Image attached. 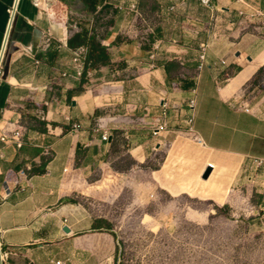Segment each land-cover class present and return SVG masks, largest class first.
<instances>
[{
	"label": "crops",
	"instance_id": "obj_1",
	"mask_svg": "<svg viewBox=\"0 0 264 264\" xmlns=\"http://www.w3.org/2000/svg\"><path fill=\"white\" fill-rule=\"evenodd\" d=\"M67 1L0 0V264L116 263V237L80 199L95 176L115 178L119 143L138 166L160 151V183L171 186L179 166L181 174L202 182L210 163L236 169L264 158V96L250 101L246 95L250 87L258 90L255 83L264 73V18L244 23L237 15L248 5L264 13V0H214L213 12L198 0H140L138 17L117 12L101 30L98 39L110 63L89 71L80 94L81 81L60 77L74 73L68 47L74 32L67 19L77 14L90 28L91 13L83 12L81 0ZM47 34L51 46L44 49ZM200 43L209 49L198 72ZM28 46L37 50L39 65L22 53ZM161 100L171 106L168 129L154 138L149 123ZM245 104L251 113L243 111ZM16 131L24 134L22 148L3 140ZM26 164L36 172L21 191L19 173ZM7 183L14 190L9 197ZM124 184H133L132 177L126 175ZM12 249L19 253L2 261Z\"/></svg>",
	"mask_w": 264,
	"mask_h": 264
},
{
	"label": "rangeland",
	"instance_id": "obj_2",
	"mask_svg": "<svg viewBox=\"0 0 264 264\" xmlns=\"http://www.w3.org/2000/svg\"><path fill=\"white\" fill-rule=\"evenodd\" d=\"M74 24L84 21L71 13L72 32ZM255 86L247 90L250 101L264 96V73ZM121 146L115 178L95 176L80 199L110 225L115 264H264V169L248 161L236 169L218 166L210 182H201L179 166L171 186L160 183V151L138 166ZM126 175L133 184L125 188Z\"/></svg>",
	"mask_w": 264,
	"mask_h": 264
},
{
	"label": "built area",
	"instance_id": "obj_3",
	"mask_svg": "<svg viewBox=\"0 0 264 264\" xmlns=\"http://www.w3.org/2000/svg\"><path fill=\"white\" fill-rule=\"evenodd\" d=\"M198 1L202 8L208 10L209 12L214 11V4H213L214 0H198ZM257 1L259 2L261 0H257ZM139 2L140 0H120V1L105 0L101 5L97 7V9L93 13H91L90 28H88L90 31V34L98 38L101 30L104 27H107V25L112 20L115 13L117 12L124 13L125 15L131 16L134 18L138 17L139 16ZM37 5H43V4H40L37 0ZM248 8H249V11L247 12L239 11L237 13L241 22L251 23L258 19L264 18V13L260 11L259 9L255 8V6L248 5ZM12 10L13 9H9V13H11ZM173 10H174V7L169 8V11H173ZM213 21L214 23L217 22L216 19H214ZM230 26H233V24H230ZM71 27L75 30L74 32L80 31V27L77 24L71 25ZM211 37L213 39H217L216 33L212 34ZM160 43L161 42H157L152 47L153 54L150 55V59H153L155 57L156 52L159 50ZM50 46H51V38H50V34H47V36L44 38L43 48L48 49L50 48ZM208 49H209V45L206 43H200L198 46V56H197L198 72H201L204 68ZM36 52L37 50L33 46L24 47L22 49V53L24 55L30 56L34 59L36 58L35 57ZM72 55H73L72 68L74 70V73L69 74L67 72H64L60 74V77L63 79H73L75 81L80 82L83 79L84 74L86 72V58L88 55V49L84 48V46L83 48L79 47L75 49V51L72 50ZM35 63L39 65L40 61L35 59ZM45 107L51 108V104L46 103ZM242 109L246 113L252 112V109L247 104L242 105ZM194 110H195V101L190 100L187 104V111H188L189 116L186 119V125L188 126V132L190 134L193 133L192 122L194 118ZM170 111H171V106L166 101L161 100V105H160L157 116L154 117L152 121L149 123L150 133L152 137L154 138L160 137L161 133L167 131ZM38 115L42 121L46 119L43 112H39ZM66 120L70 121V118L66 117ZM73 130L78 131L79 125L76 123L73 124ZM23 136L24 134L22 131H16L12 136L4 137L3 140L12 139L13 141L17 142L20 148H22L24 147ZM108 138H109L108 134L102 135V140L107 141ZM192 139L195 142L202 144L201 139L197 135L192 134ZM44 154L46 156H49L51 154L50 146H47L44 148ZM248 165L251 166V168H254L255 170L264 169V158H261V157L250 158L248 161ZM32 171H33V167L30 164H26V166L20 171L19 179H18L19 190L26 191V188L31 185V180H32V175H33ZM23 183L25 185H23ZM13 192L14 190L11 188L10 184L7 183V187H6L7 197L11 196ZM18 253H19V250L17 249H12L9 252L3 253L2 261H6L7 259H9L10 256L17 255ZM56 264H59V262H57Z\"/></svg>",
	"mask_w": 264,
	"mask_h": 264
},
{
	"label": "trees",
	"instance_id": "obj_4",
	"mask_svg": "<svg viewBox=\"0 0 264 264\" xmlns=\"http://www.w3.org/2000/svg\"><path fill=\"white\" fill-rule=\"evenodd\" d=\"M66 5H69V1L67 0H59ZM105 0H81L84 5L83 12L90 14L93 13L99 5H101ZM88 49V55L86 58V72L84 74L83 79L79 84V88L76 91L77 94H80L85 91V85L88 83V73L90 70H93L96 67L107 66L110 63V58L107 52V48L102 46L99 42V39L90 34V31L87 27L80 26V31L74 32L71 37L68 39V47L71 50H74L82 47ZM33 172H36L33 170ZM39 172H42L39 171ZM101 223H104L106 227L104 229L111 230L110 225L101 220Z\"/></svg>",
	"mask_w": 264,
	"mask_h": 264
},
{
	"label": "water",
	"instance_id": "obj_5",
	"mask_svg": "<svg viewBox=\"0 0 264 264\" xmlns=\"http://www.w3.org/2000/svg\"><path fill=\"white\" fill-rule=\"evenodd\" d=\"M212 172H213V167L209 165L208 167H206V168L204 169V171H203V173H202V175H201L200 178H201L202 180H207V179L209 178V176H211ZM63 231H64L65 233H69V232H70L69 229H68L67 227H64V228H63ZM1 252H2V249H1ZM2 264H3V262H2Z\"/></svg>",
	"mask_w": 264,
	"mask_h": 264
},
{
	"label": "bare ground",
	"instance_id": "obj_6",
	"mask_svg": "<svg viewBox=\"0 0 264 264\" xmlns=\"http://www.w3.org/2000/svg\"><path fill=\"white\" fill-rule=\"evenodd\" d=\"M38 2L40 3V4H45V0H38ZM52 16H53V14H51ZM210 166H212L215 170H216V165H214L213 163H210L209 164ZM215 172V171H214ZM214 172H212V174H211V176H209V178L208 179H210L212 176H213V174H214ZM207 179V180H208ZM203 181H206V180H203Z\"/></svg>",
	"mask_w": 264,
	"mask_h": 264
}]
</instances>
